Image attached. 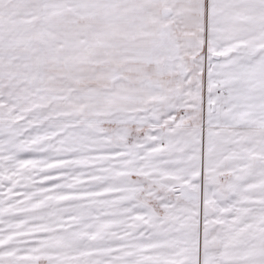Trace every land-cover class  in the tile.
<instances>
[{"label": "snow or ice", "instance_id": "obj_1", "mask_svg": "<svg viewBox=\"0 0 264 264\" xmlns=\"http://www.w3.org/2000/svg\"><path fill=\"white\" fill-rule=\"evenodd\" d=\"M0 264H264V0H0Z\"/></svg>", "mask_w": 264, "mask_h": 264}]
</instances>
